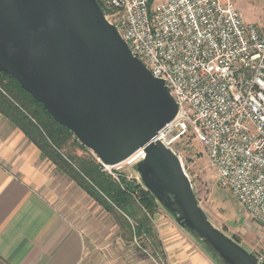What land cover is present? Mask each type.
I'll use <instances>...</instances> for the list:
<instances>
[{
	"label": "water",
	"instance_id": "95a60500",
	"mask_svg": "<svg viewBox=\"0 0 264 264\" xmlns=\"http://www.w3.org/2000/svg\"><path fill=\"white\" fill-rule=\"evenodd\" d=\"M0 72L101 164L142 149L134 166L141 185L217 264H257L211 225L179 158L154 140L177 106L96 0H0Z\"/></svg>",
	"mask_w": 264,
	"mask_h": 264
},
{
	"label": "built area",
	"instance_id": "2783aa9c",
	"mask_svg": "<svg viewBox=\"0 0 264 264\" xmlns=\"http://www.w3.org/2000/svg\"><path fill=\"white\" fill-rule=\"evenodd\" d=\"M100 3L131 55L163 81L177 106L154 140L179 160L177 144L198 142L221 190L264 228V25L245 22L233 0ZM143 158L140 149L125 163Z\"/></svg>",
	"mask_w": 264,
	"mask_h": 264
},
{
	"label": "crops",
	"instance_id": "0c3cea01",
	"mask_svg": "<svg viewBox=\"0 0 264 264\" xmlns=\"http://www.w3.org/2000/svg\"><path fill=\"white\" fill-rule=\"evenodd\" d=\"M102 231V208L0 115V264H86ZM176 247L170 264H209Z\"/></svg>",
	"mask_w": 264,
	"mask_h": 264
},
{
	"label": "rangeland",
	"instance_id": "374dc122",
	"mask_svg": "<svg viewBox=\"0 0 264 264\" xmlns=\"http://www.w3.org/2000/svg\"><path fill=\"white\" fill-rule=\"evenodd\" d=\"M233 2L245 22L259 27L264 25V0ZM71 150L80 155L77 149ZM175 151L191 182L197 203L211 225L238 243L249 254L264 258V228L248 218L233 198L221 190L203 147L195 140L187 139L177 144ZM134 166L135 163L123 162L114 167L102 166V169L114 177L122 174L141 184ZM157 214L159 217L152 221L150 236L132 238L128 230L119 225L114 215L102 209V236L97 248L91 250L86 264H170L167 252L169 247L175 244H180L176 250H180L182 255L184 253L183 259L194 250L203 254L209 264H215L201 244L181 229L163 208L160 207Z\"/></svg>",
	"mask_w": 264,
	"mask_h": 264
},
{
	"label": "trees",
	"instance_id": "16d2710c",
	"mask_svg": "<svg viewBox=\"0 0 264 264\" xmlns=\"http://www.w3.org/2000/svg\"><path fill=\"white\" fill-rule=\"evenodd\" d=\"M102 8L100 0H96ZM0 115L35 145L41 157L68 177L105 212L116 217L132 238L151 235L160 205L141 184L106 173L101 163L66 128L57 124L15 80L0 72ZM77 149L80 155L72 152ZM212 261L216 263L214 258Z\"/></svg>",
	"mask_w": 264,
	"mask_h": 264
}]
</instances>
